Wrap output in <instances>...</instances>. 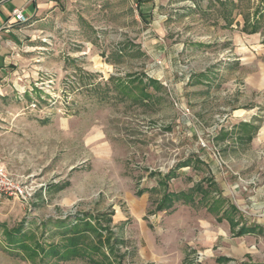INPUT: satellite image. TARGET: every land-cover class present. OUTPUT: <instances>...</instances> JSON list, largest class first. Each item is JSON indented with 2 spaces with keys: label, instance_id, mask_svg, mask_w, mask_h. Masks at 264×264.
I'll list each match as a JSON object with an SVG mask.
<instances>
[{
  "label": "rangeland",
  "instance_id": "obj_1",
  "mask_svg": "<svg viewBox=\"0 0 264 264\" xmlns=\"http://www.w3.org/2000/svg\"><path fill=\"white\" fill-rule=\"evenodd\" d=\"M46 1L4 44L0 264H264V0Z\"/></svg>",
  "mask_w": 264,
  "mask_h": 264
},
{
  "label": "trees",
  "instance_id": "obj_2",
  "mask_svg": "<svg viewBox=\"0 0 264 264\" xmlns=\"http://www.w3.org/2000/svg\"><path fill=\"white\" fill-rule=\"evenodd\" d=\"M141 16H143V15L141 14ZM251 28H252L251 33H254L255 32V27H251ZM147 81H149L148 85L154 84L153 80H147ZM146 89H147V87H145V85H143V84L141 86L138 85V86H136L134 88L135 91L139 92V96H141L140 99H139V97L133 96V91H132L133 89L128 85V83L119 82L117 84V86L115 87V91L118 92V94H120L123 97H129L130 96V98L133 101H137V100L144 101V100L148 99L150 94L146 91ZM246 126L249 127L252 130H257L258 129V127H255L254 125H246ZM186 162H189V161L186 160L182 164H186L185 166H188ZM172 174H174V173L170 170L166 175H163L162 178H164V179L171 178ZM159 182H160L159 183L160 185H164L161 181H159ZM201 189H202L201 186H197L192 191L190 190L187 193L180 192L178 194H172V193L166 191L167 193H165V195H163L162 200L157 205L156 211H161V210L165 209V207L171 206V204L174 203V202L183 201V202L193 203V201L196 198V195H198L199 192H201ZM140 192H143V190H141ZM139 194L141 195L142 193H139ZM59 226L63 227L62 223L59 222ZM63 229H65V228L63 227ZM65 232H67L69 234L70 233L74 234L76 231H73L72 229H69V230H66ZM77 246H78V244H76L74 241H70L68 246H65L59 252H58V250L56 248L55 249L51 248V249H49V250H47L45 252H46V254L47 253L48 254H52L53 256H55V258L60 259L62 261H69V260L75 259L76 257H80L81 253L78 251V247ZM92 251H95L97 253V251H99V248L98 249L97 248L92 249ZM41 252L44 253V249H42ZM82 257H84V258L87 257L86 260H88V262H90V263L91 262L93 263V259H91L92 255H89V253L88 254L83 253ZM97 264H104V263H97ZM106 264H109V263L106 262Z\"/></svg>",
  "mask_w": 264,
  "mask_h": 264
},
{
  "label": "crops",
  "instance_id": "obj_3",
  "mask_svg": "<svg viewBox=\"0 0 264 264\" xmlns=\"http://www.w3.org/2000/svg\"><path fill=\"white\" fill-rule=\"evenodd\" d=\"M139 2L141 0H138ZM46 0H0V73L4 74L6 60L3 55L9 52V37L13 38L14 31L26 25V23L17 24L12 20V12L21 10L24 17L29 21L36 18L43 9L47 8ZM144 18L145 16H141ZM6 44V46L4 45ZM8 55V54H7ZM7 55L5 59L8 58Z\"/></svg>",
  "mask_w": 264,
  "mask_h": 264
},
{
  "label": "built area",
  "instance_id": "obj_4",
  "mask_svg": "<svg viewBox=\"0 0 264 264\" xmlns=\"http://www.w3.org/2000/svg\"><path fill=\"white\" fill-rule=\"evenodd\" d=\"M12 20L17 24L27 22L21 10H14L12 12ZM29 192L28 187L19 179L10 175L0 163V195L26 202L27 197L30 195Z\"/></svg>",
  "mask_w": 264,
  "mask_h": 264
}]
</instances>
